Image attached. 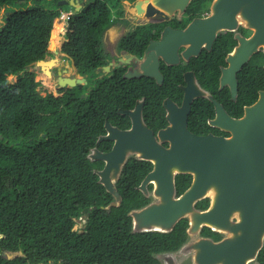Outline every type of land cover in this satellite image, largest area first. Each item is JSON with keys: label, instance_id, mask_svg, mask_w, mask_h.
<instances>
[{"label": "flooded vegetation", "instance_id": "flooded-vegetation-1", "mask_svg": "<svg viewBox=\"0 0 264 264\" xmlns=\"http://www.w3.org/2000/svg\"><path fill=\"white\" fill-rule=\"evenodd\" d=\"M64 1L56 7L61 15L54 44L57 57L44 59L50 64L44 65L43 70L55 94L75 92L86 97L95 89L97 95L107 100L103 132L97 135L87 154L98 167L93 171L101 169L104 162L88 156L93 150L108 152L114 143L98 139L106 134L105 123L118 130H129L138 116L155 143L164 149L188 147L189 136L221 140L220 145L202 147L205 163L209 161L214 166L211 178L205 173L206 178L215 183L205 186L193 208L208 212L206 220L191 231L189 217L179 218L176 222H185L183 240L174 249L154 252V264H262L257 255L264 245V236L258 251L253 256L246 255V234L235 225L242 206L255 196L254 155L250 148L247 151L228 141L238 134L237 121L245 108L264 90L261 45L237 69L227 60L242 40L252 36L253 29L236 17L234 27L217 29L207 43L209 28L205 19L211 13L212 0H190L182 11L173 10L170 14L150 0ZM90 5L98 6L102 17L92 18L87 26L69 23L72 15ZM70 43L79 48V54L96 56L98 64L91 72L78 73L70 58ZM257 60H262L260 66ZM31 69L28 66L26 70L30 73ZM226 69L225 80L220 81ZM71 81L74 89L70 91ZM110 105L114 108L109 109ZM127 160L145 161L150 165L148 171L152 168L150 160L135 154L127 155L124 163ZM179 175L183 177L178 179ZM191 180L189 173L175 174L173 197L186 190ZM138 185L136 189L148 198L146 204L156 201L152 181L145 185L146 195ZM223 241L229 243L219 249L208 246Z\"/></svg>", "mask_w": 264, "mask_h": 264}, {"label": "trees", "instance_id": "trees-1", "mask_svg": "<svg viewBox=\"0 0 264 264\" xmlns=\"http://www.w3.org/2000/svg\"><path fill=\"white\" fill-rule=\"evenodd\" d=\"M56 1L0 0V264H154V252L183 240L185 222L167 232L132 231L128 212L148 202L136 189L150 169L145 161L123 163L113 182L120 201L106 207L112 197L87 158L103 132L106 98L95 89L86 97L41 95L38 82H25L32 79L26 65L44 56L52 22L59 29ZM102 15L90 5L69 23L87 26ZM69 49L79 74L98 64L74 44ZM17 72L21 80L10 83L6 76ZM257 258L264 264V245Z\"/></svg>", "mask_w": 264, "mask_h": 264}, {"label": "water", "instance_id": "water-1", "mask_svg": "<svg viewBox=\"0 0 264 264\" xmlns=\"http://www.w3.org/2000/svg\"><path fill=\"white\" fill-rule=\"evenodd\" d=\"M150 1L159 9L170 14L173 10L182 11L190 0ZM69 2L71 3L72 0ZM63 3H65L64 0L56 1V5ZM156 12L161 14L157 10ZM236 17L240 18L246 27L252 28L253 33L249 39L241 41L233 55L227 57L230 65L235 64V69L238 68L239 63L247 59L251 52L256 51L259 45L264 50V0H212L211 13L205 19L209 28L207 43L213 39L217 29L234 27ZM194 49L196 50V47ZM33 62L42 68L44 65L50 64V61L41 59ZM227 71L228 69L222 72L220 81L225 80ZM72 83L73 81L68 86L70 87ZM58 84L62 85L60 81ZM66 92L68 91L66 90ZM121 112L128 113L127 111ZM136 117L137 119L132 122V127L129 130H118L105 123L106 134L98 139L113 140L112 148L105 153L93 150L92 154L88 156L91 159L104 162L103 167L95 170L94 173L97 176V182L112 196L113 200L106 207L118 205L120 196L113 187V182L119 175L125 157L128 154H135L141 159L152 162L151 170L144 175L137 188L146 195L145 185L152 181V195L156 201L128 212L132 231L167 232L183 216L189 217L191 231L196 230L198 225L206 220L208 212L196 211L193 208V203L200 198L207 184L215 183L206 178L205 173L211 178L210 172L214 171V166L212 167L209 161L207 164L205 163V151L202 147L204 145H220L221 140L189 136L187 137L188 147L171 146L164 149L155 143L150 132L140 123L138 116ZM236 128L238 134L228 141L231 144L240 145L247 151L250 148L255 159V196H252L242 206L239 211L240 219L235 224L240 228L241 233L246 234V255L253 256L261 246L264 236V90L259 91L256 101L245 108L244 115L237 121ZM177 173H189L192 175V180L186 190L178 197H173V177ZM83 211L85 212V209ZM200 242L204 243L203 240ZM228 243L227 241L218 244L208 243V246L212 249H219Z\"/></svg>", "mask_w": 264, "mask_h": 264}, {"label": "rangeland", "instance_id": "rangeland-1", "mask_svg": "<svg viewBox=\"0 0 264 264\" xmlns=\"http://www.w3.org/2000/svg\"><path fill=\"white\" fill-rule=\"evenodd\" d=\"M56 10H57V8H56ZM2 13H3V10H2V7H0V24L2 23ZM51 30L53 31V33H51ZM56 34H57V31H56L55 25L53 26V22H52V24L48 30V39H47V44H46V48H45V53H44V56L41 60H44L50 56L57 57V53L55 52L56 49H55V45H54V44H56L55 43ZM51 37H52V40H50ZM26 66H29V68H32L30 70L32 79L31 80H25V82H28V81L38 82L39 85L37 86V89L41 95H47V94L55 95V92L52 89L53 84L50 83V81L48 80V76H47L46 72H44V70H43L44 68H42L36 62H33V63L28 64ZM42 71L44 72L43 75H42V73H43ZM6 79L9 82L15 81V80H21V78L18 75V72L15 74L7 75ZM73 89H74V85H72L69 90L71 91ZM128 155H130V154H128ZM82 223H83V218L75 219L74 224L72 226V229L78 231L81 228ZM8 255H11V253H8Z\"/></svg>", "mask_w": 264, "mask_h": 264}]
</instances>
